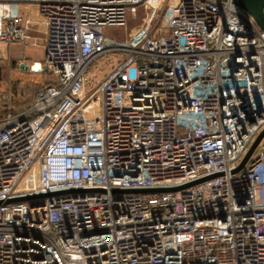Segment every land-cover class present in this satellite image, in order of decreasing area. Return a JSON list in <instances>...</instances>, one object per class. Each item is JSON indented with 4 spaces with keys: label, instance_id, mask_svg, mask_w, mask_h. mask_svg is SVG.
Here are the masks:
<instances>
[{
    "label": "built area",
    "instance_id": "obj_1",
    "mask_svg": "<svg viewBox=\"0 0 264 264\" xmlns=\"http://www.w3.org/2000/svg\"><path fill=\"white\" fill-rule=\"evenodd\" d=\"M23 1L52 84L0 118V264H264V136L235 171L264 130L253 18L230 0ZM20 24L1 0L0 45L27 43Z\"/></svg>",
    "mask_w": 264,
    "mask_h": 264
},
{
    "label": "rangeland",
    "instance_id": "obj_2",
    "mask_svg": "<svg viewBox=\"0 0 264 264\" xmlns=\"http://www.w3.org/2000/svg\"><path fill=\"white\" fill-rule=\"evenodd\" d=\"M147 15L148 12L146 10L138 8L133 16H128L124 27L107 28V39L109 40L111 38L118 41L126 40L129 34L146 21ZM168 17V10L164 8L157 13V18L153 23V27L165 26ZM15 49V46L9 49L5 45H0V118L4 116L5 113L15 112V110L23 108L40 87L51 82L47 75L31 72L29 70H21L19 68V60L17 59L18 56H15L14 52H12ZM21 50L20 48L15 51L18 53L22 52ZM33 51L38 52L36 49ZM28 52V50L24 49V53ZM37 54H40V50ZM99 64L101 66L99 74L97 75L98 77L96 78L101 79L108 67V62L102 59L99 61ZM90 73L95 74V76L97 74L94 73L93 70H91Z\"/></svg>",
    "mask_w": 264,
    "mask_h": 264
},
{
    "label": "crops",
    "instance_id": "obj_3",
    "mask_svg": "<svg viewBox=\"0 0 264 264\" xmlns=\"http://www.w3.org/2000/svg\"><path fill=\"white\" fill-rule=\"evenodd\" d=\"M1 1V0H0ZM10 2L15 3L17 13L22 19V24L19 25L20 28H23L25 22L27 21V35H28V41L25 44L20 43H11L7 46L9 49L12 46H15L16 49H22V52H14L15 56H18L17 59L19 60V64L27 65L30 67L34 63H39L40 65L43 62L44 59V32H45V26H44V20L42 16L39 14L38 8L30 3L24 2L23 0H8ZM18 48V49H17ZM24 49L28 50V53H24ZM38 52H34L33 50ZM40 50V54L39 53ZM23 61V63H22ZM30 71V69H28ZM32 72V71H31ZM35 73H40L45 75V72L39 71Z\"/></svg>",
    "mask_w": 264,
    "mask_h": 264
},
{
    "label": "water",
    "instance_id": "obj_4",
    "mask_svg": "<svg viewBox=\"0 0 264 264\" xmlns=\"http://www.w3.org/2000/svg\"><path fill=\"white\" fill-rule=\"evenodd\" d=\"M233 5H235L237 8L243 10L248 15H250L253 20L255 21V24L257 27L264 32V0H230ZM19 68L23 71H27L30 69L32 72H39L41 71L40 64L34 63L30 67L27 65L20 64ZM43 72H45V69H42ZM264 136V130L256 137L255 141L252 143L251 147L247 151L246 155L244 156L243 160L241 161L240 165L235 169V171H238L243 165L246 163L248 158L251 156L257 145L259 144L260 140ZM234 171V172H235ZM155 191H166V190H149V191H136V192H155ZM44 196V195H43ZM34 197H27L19 200H25V199H31Z\"/></svg>",
    "mask_w": 264,
    "mask_h": 264
},
{
    "label": "trees",
    "instance_id": "obj_5",
    "mask_svg": "<svg viewBox=\"0 0 264 264\" xmlns=\"http://www.w3.org/2000/svg\"><path fill=\"white\" fill-rule=\"evenodd\" d=\"M48 84H52V82H49ZM42 87H40L33 95H32V97H31V99L28 101V103H26L25 104V106L23 107V108H21V109H19V110H15V112H9V113H11V114H19V113H21V112H23V111H25L27 108H29V106L31 105V103L34 101V99H35V97H36V94L40 91V89H41ZM5 114H7V113H5ZM4 114V115H5Z\"/></svg>",
    "mask_w": 264,
    "mask_h": 264
}]
</instances>
